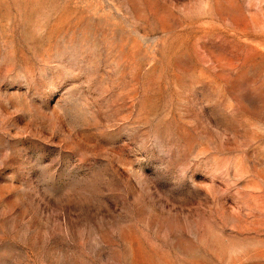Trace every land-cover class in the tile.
Wrapping results in <instances>:
<instances>
[{"label": "rangeland", "instance_id": "rangeland-1", "mask_svg": "<svg viewBox=\"0 0 264 264\" xmlns=\"http://www.w3.org/2000/svg\"><path fill=\"white\" fill-rule=\"evenodd\" d=\"M0 264H264V0H0Z\"/></svg>", "mask_w": 264, "mask_h": 264}]
</instances>
